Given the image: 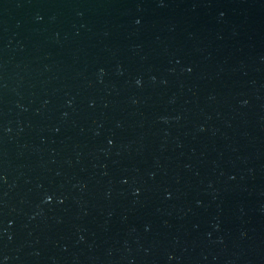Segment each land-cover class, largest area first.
<instances>
[{
	"label": "water",
	"instance_id": "1",
	"mask_svg": "<svg viewBox=\"0 0 264 264\" xmlns=\"http://www.w3.org/2000/svg\"><path fill=\"white\" fill-rule=\"evenodd\" d=\"M264 0H0V264H126Z\"/></svg>",
	"mask_w": 264,
	"mask_h": 264
}]
</instances>
